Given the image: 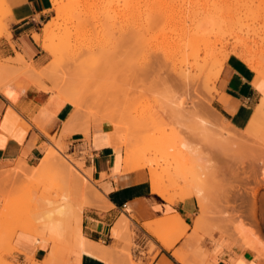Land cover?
I'll return each mask as SVG.
<instances>
[{"label":"bare ground","instance_id":"obj_1","mask_svg":"<svg viewBox=\"0 0 264 264\" xmlns=\"http://www.w3.org/2000/svg\"><path fill=\"white\" fill-rule=\"evenodd\" d=\"M53 1H54L56 10H57V17L59 20H53V21L49 20L43 28V33L41 34L39 32H35L34 37L37 41L40 42L42 47L50 55L58 57L62 62H65L64 65L67 67H70V66L76 67L77 68L76 70H78L77 72H79V71L84 72L85 73V74L83 73L84 75H87V71H88L87 67L90 68L89 66L83 65V64H85V62L87 60L90 61V63H92V67L98 63H99L100 67L101 66L104 67L105 65L109 64L110 59L112 57H114V55L117 53L118 48H119V45H118L119 43L118 44L115 43L114 40L110 43L107 40V38L111 36V35H109L110 32H113L115 30H116V32L117 31L118 32H125V29H126L125 27L129 25V27H128L129 29H127V30L131 31L132 35L130 36V38L132 39V41H135V39L138 38V34H139L138 29H136V27H138L140 21L144 20L146 22H149L150 26L155 25V23L157 24V22H158V24L159 23L161 24V21L163 22L164 19L169 17V16L167 17V13H169L168 10L172 11L171 6H170V8H169V6L167 7L168 10L166 8L167 5H165V7H164V3H166V2H164L165 0H68L67 4H62V5L60 4V0H53ZM98 1H104L106 3V5L108 3V8L104 9V12H102L101 14L97 13V14H93V15H88L87 12L91 8V6L94 5V3L98 2ZM0 3L4 7H6L7 9H10L9 5L6 3V0H0ZM168 5H170V4H168ZM172 12H174V11H172ZM194 12H196V11H194ZM175 13H173V15H172V13H169L171 21L174 22L172 25L174 26L175 32L173 31L172 34H174V33L175 34H174V36L171 35L172 37L167 39L165 41L166 43H164V45L162 46V56L157 59V63H155V66L153 67L154 70H156V72H159L164 67H167L169 70L171 69L175 73L182 75L184 77H188V78H190L191 75H194V74H196V77L201 75L202 78H204L202 74H207V76H206L207 80L205 78L204 79L206 81H209V80H211L212 82L214 81V84H215L220 73H221V71H222V69H223V67H224V65H225V62L230 57V53L225 54L222 57H218L217 56L218 53L216 52L217 42L214 41L216 44L215 45L214 42H212L213 39L211 40V38L208 36V34L205 33L206 29L215 25L214 24V22H215L214 16L212 15L213 13H211V11H210V12H208L202 16H200L201 15V14H199L200 12L198 13L199 15H196L197 13H192V11L188 12V14L187 13L182 14V12L177 13V14H175ZM262 15L264 16V14L259 13L258 18ZM126 16H127V18H124ZM168 20H169V18H168ZM219 20H221V19H219ZM258 20H260V19H258ZM164 22H165V20H164ZM242 22L243 21L238 22L237 23L238 26L242 25ZM167 23H169V22H167ZM246 23L249 24V22H246ZM254 23H255V21L252 22V24H254ZM166 24H165V26H167ZM256 24H258V23H256ZM256 24H254L252 26L250 23V26H252V27L257 26ZM140 27H142V26H140ZM160 27H162V26H160ZM145 28L148 29V26ZM145 28L143 29L144 31H145ZM163 28H164V25H163ZM247 28L249 29V27H247ZM139 29H141V28H139ZM214 29H215V27H214ZM57 30L59 31L58 34L56 32ZM143 30H142V33L144 32ZM251 30H254V32H256L258 34L256 27L252 28ZM81 31L87 32L88 35L89 36L91 35V37L93 39H91V41H89L88 43L85 42L83 44L82 43L78 44L76 41V36ZM91 31L93 33H91ZM254 32H252L251 34H253ZM246 33L247 32H245L244 34H246ZM107 35H109V36H107ZM141 35H145V34L143 33ZM248 35H249V33H248ZM146 36L147 35H145V37ZM156 36H158V35H156ZM254 36L255 35L253 34V37ZM242 37L246 38V37H244V35H242ZM253 37H251V38L254 39L257 36H255L254 38ZM122 39H123V37H122ZM140 39H141V37H140ZM140 39H138V40H140ZM121 41L123 42V40H121ZM149 42H151V41H148L147 39H145L144 43L143 42L142 43L146 47L150 48L152 43L149 44ZM240 42L241 41H239V44H240ZM255 42H256V44L258 43L257 40H255ZM246 43L248 44V42H246ZM249 44H251V43H249ZM253 44L255 46V43H253ZM240 45L242 46V44H240ZM153 46L154 45H152V48H153ZM241 46L239 48H238V46H236V47L234 46V49H232V51H233V53L237 54L238 56H246L247 51L245 52V50L246 49L250 50L249 48H247V46L249 47V45L246 46V44H244L243 46H245V47H243V46L241 47ZM250 46H252V45H250ZM143 50H145L144 55L146 54V51L149 53V51L146 48H143ZM142 53H143V51H142ZM156 53H157V51H156ZM249 54H251V53H249ZM118 55H117V57H118ZM82 56H85L84 60H80V58ZM250 58L252 60L253 57H250ZM215 59H216V62L214 63ZM253 59L255 60L257 58L255 57ZM79 60L81 62L79 64H77V62H79ZM254 60H253V64H254ZM145 62H146V60H145ZM72 63H73V65H72ZM94 63H95V65H94ZM212 63H213V67L211 68ZM257 67L259 68V66H257ZM263 67H264V65H263ZM1 68L3 70L5 69V71H7V72L8 71H14V72H17V74L19 73L20 75H27L37 85L41 81V78H42V73L38 71V66L36 64H34L33 62L28 61L24 57V55H22L20 53L18 54L17 58H13L12 63L10 65L1 66ZM146 68H145V70L140 72L142 74V76H145V75L148 76L149 75V73H150L149 69L150 68L149 69H146ZM2 69H0V71ZM5 71H4V73H7ZM68 72H70V71H68ZM4 73H2V74L0 73V89H3L5 86H7L10 83L9 81L4 80L5 77H7V76H4V78L1 76ZM83 74L81 73V76H84ZM261 74L262 75H260V76L264 77V72L263 73L261 72ZM160 75H161V73H160ZM157 76H159V74ZM61 77H63V76H61ZM135 77H138V73ZM194 77L192 76L193 79H195ZM261 77L258 76L257 79H259ZM199 78H197V79L200 80ZM60 79H62V78H60ZM185 79H187V78H184V81H185ZM57 80H59V79H57ZM86 80H88V78H86ZM86 80H85V82L88 83V81H86ZM186 82H187L186 84H188V85L192 84L190 81L189 82L186 81ZM86 86H84V87H86ZM57 87H58L57 91H59L60 96H63L64 100H67V101L71 102L74 106H76V110L73 112L70 119L66 123L65 131H70V130L74 131L77 129L78 130L84 129V131H86L87 134L89 135L90 134V124L88 126H86V124H84V123L82 124V122H81V120H82L81 118H83V111H82L81 107L86 106L87 104L92 102V101L90 102V100H91L90 95L85 96L84 95L85 93H83L84 91H81L82 93H80V92H77L74 89H71L70 87H66V86L57 85ZM93 92H95V91H93ZM99 94H101V93H99ZM189 94H188V96H189ZM91 95H92V93H91ZM191 95H193V94H191ZM93 98L95 100L98 99L97 104L100 103V101L104 102V100H102L103 99L102 96H99V95L93 96L92 95V99ZM106 101H107V99L105 98V102H104L105 104H106ZM93 102H92V104H93ZM186 102L187 101L185 99L183 100L181 97V99L178 101V104L184 107V105L187 104ZM205 102L208 104V101H205ZM206 103H204L205 105H204L203 111H205V109L208 110L211 108V107L208 108ZM110 104H112V103L110 102ZM116 105H118V104H116ZM121 105H122V103H121ZM187 105H189V104H187ZM108 106H109V104H108ZM117 110H118V108H117ZM120 110H123V109L120 108ZM192 110H193V108H192ZM126 111H127V108H126ZM142 111L140 113V111L138 112V110L136 108L137 113L135 112L136 114H134V115H133V112L130 111V114H132V116L130 117L129 116L130 114H129L128 115L129 118H123V116H125L126 113L125 112H124V114L122 113L123 116L121 117V119L119 118V120L121 122L120 121L114 122L112 120L111 121L106 120V119H110V118L105 117V119H104L103 118L104 116L99 117V119H101V120L100 121L98 120L99 122H96L95 124L101 125L102 123H105L104 120H106V121H108L110 127L107 128L104 125L105 130H102V129H100L98 131L96 130L95 133H97V134L98 133H108L109 139H110V140H108V142L110 141L111 145L114 148H116V149L117 148H124V170L133 171V170L148 168L149 173H150L151 186H152L153 190L156 191L157 193H159L166 200H168L172 203H178L181 201H185L189 198L196 197L198 199L199 206L201 207V209H200V213L198 214V216L195 219L194 229L197 231H200V230L202 231L203 228L205 229L207 221L209 219H211V215L209 212V210H210L209 196H211V195H209V193L212 194V189L214 188V187H212V189H210V187L213 185H210V187L208 185V187H206V189L208 190L209 193H207L205 190V187L203 186V184H205V183L202 184V182H203L204 177L206 176V173H208L209 171H210L209 173H213L216 170V168L214 169L212 167L213 165L210 166L211 169L213 170V172H212L210 168L207 169V167L204 165V163H201V164L206 167L205 169L203 168L204 166L203 167L199 166V165H201L200 163L199 164L195 163L197 161V159H199V154L201 155V151H200L201 143H198L195 140L198 139L197 141H199V140L203 141V138H204L207 140L208 143L213 144V145H209L212 147H214L216 145L215 143H218L220 145L219 148L221 149V152L224 150L223 152L225 153V151H227V150L229 151L228 148H230L232 145L231 142H232L233 136L231 134L233 132L235 125L231 121H229L227 118H225L221 113H220L221 114L220 115V114H217V113L210 111L209 114H207V115H209V117H207L208 120L206 117H205L206 121H204L205 118L201 119V120L198 119L200 121V124L198 123L199 126H198V129H196V130L199 131L198 133L200 135L197 133L199 135V137H196V139H194V137H192L190 135H189V137L186 136L188 134H185V133H184L185 137H174L173 138L174 135L170 136L168 134L169 136H166V138H164V137L160 138L159 137V139H157V138L155 139V136H154V140L153 141L150 140L148 142V144L150 142H152L151 145H154V146H152L153 148H151V150L152 149L154 150L156 148H157V150L158 149L160 150L162 148L166 149V147H167L168 149L169 148L172 149L173 153L170 152L171 154H174L175 156H179L177 158V160H179V162H177L176 165L174 164L173 168L171 165V169H168L169 171H167L168 174L166 173L167 174L166 175L164 172H162V170L161 171L159 170L158 161H156V159L153 158L152 155H149L150 152H148L146 150V146L144 147V149H139L141 147L137 145L139 147L138 148L134 144L133 140L135 138H139L137 136H141V135L145 134L146 131L151 130L152 128H154V126L157 125L156 124V120H158L157 116H155L153 114L150 115L149 113H148L149 114L148 115V114H146L147 112L144 113ZM118 113L120 114L121 112L119 111ZM116 120H117V118H116ZM92 122H95V121H92ZM129 122L134 125V126L132 125L133 129L135 127V130H133L134 133H132L134 136L132 134H128L129 131L126 132V134L124 133L125 130L121 131V129H123L124 127L126 130H128V128L130 129L131 126L129 127V125H128ZM121 124H122V126H121ZM199 127H201V131H200ZM195 128H196V126H195ZM173 129H175V128H173ZM176 130H177V127H176ZM193 130H192V132H193ZM196 130H194V131H196ZM162 131L163 130H161V132ZM189 131H191V130H189ZM235 131H236V128H235L234 132ZM244 131L242 133L240 130L239 131L240 133H237L238 132V130H237L236 133L238 135H240L241 138L250 136V133H249V135L246 133L248 136L243 137L242 135H245ZM157 132H158V129H157ZM234 132H233V134H234ZM167 133H166V135H167ZM216 133H218L220 135L219 139L217 138ZM241 133H242V135H241ZM180 134H182V133H180ZM180 134H178V135H180ZM150 135H151V133H150ZM162 135H160V136H162ZM171 135H172V133H171ZM234 135L238 136L236 134H234ZM146 136H149L148 132H147ZM164 136H165V134H164ZM175 136H176V134H175ZM202 136H204V137H202ZM169 137H171L172 139H170ZM140 139H142V138H140ZM236 139H237V137H236ZM236 139L235 140L233 139V140L236 142H239V140H241L240 138H239V140L237 139L238 141ZM206 140L204 141V143L206 142ZM245 140H248V138L247 139L244 138V140L243 139L241 140L242 142H240V143H242V146H244L243 141H245ZM143 141L145 142V140H143ZM147 141H148V139H147ZM147 141H146V143H147ZM144 142H143V144H145ZM245 143H246V141H245ZM143 144L141 143V145H143ZM235 144L237 145V143H235ZM239 144H238V146L241 145V144L240 145ZM203 146H204V144H203ZM238 146H236V149ZM232 148H233V145H232L231 149ZM61 150H62L61 146H59V145H55L54 147H51L48 150V152L45 153V155L42 157V160L39 163V166L35 167V168H37L36 170L29 167V165L23 161L18 165L16 164L17 167L15 168V170L11 174L8 175V177H7L8 180L6 179L8 181V183H12L18 179H22V181H24V182L26 181L29 183L30 186H27V187L30 189H33L35 187L37 189V186L41 182L44 183L47 180L50 181L51 184L50 183H48V184L51 187H53V188L57 187V192H56L57 195L55 197L54 196L51 197L50 195H48L49 196L48 197V196H46V194H43V193L40 195H36L37 194L36 193L33 197H31V199H27L26 204L24 203L25 202L24 201L23 203L18 204L15 207H13V206H9L7 208L4 207L5 209L0 212V224L4 223L6 225V230L4 233L2 232L3 234L1 235L0 238L3 239V242L6 241V242L10 243L11 251L17 250L16 247L13 246L12 240L19 231H24L27 233L36 234L37 236H39L40 240H47L48 242H50L51 248H50L46 258L39 261V260L35 259L34 257H29L30 261H32L31 264H56L61 257V247H62V242H63L62 240H64L65 236H67V237L71 236L73 238V240L77 246V253L79 254L77 256L79 264H81V261H82L81 259H82L83 254H86V253L87 254L90 253V254H94V255H100L101 254L102 256L105 254L108 255L107 254L108 249L106 246L101 245L98 242L88 238L83 232L84 203L88 201V202H90L91 205L99 207V206H102V202L106 198L103 195V193L97 187H95V186L93 187L92 184H89V181L87 180L86 175L84 176L82 174L83 170H81V173L79 172L80 170L79 171L77 170V169H80L79 164L77 165V164L73 163L71 160L67 161V160H64V159L59 157V154L62 153ZM173 150H175V151H173ZM155 152H157V151L155 150ZM205 163H206V161H205ZM214 167H215V165H214ZM169 168H170V166H169ZM12 170H13V168H12ZM206 170H208V172ZM165 172H166V169H165ZM237 176H238V178L240 177V175H237ZM206 179H207V177H206ZM181 181H183V184L180 183ZM259 183L261 184L260 181H259ZM9 186H12V185H9ZM231 187H233V186H231ZM234 188H236V187H234ZM220 189L221 188H219V190ZM49 190H51V189H49ZM45 192H47V191L45 190ZM221 192H222V189H221ZM228 192H229V190H228ZM234 192H235V190H234ZM238 192H241V191L238 190ZM225 193H227V192L225 191ZM225 193L223 194V196H222V193H219V195L221 194L222 197L228 196V199L232 198L233 196L235 198L237 197L236 195H233V193L231 195V192H230V194L228 193L229 195H226ZM4 194H5V192H4ZM257 194H258V187H256V189H254L251 192L252 197H251V202H250V215L255 220H257V214H256L257 209L259 208V205H261V204H258ZM213 197H215V196L213 195ZM210 199H212V198H210ZM0 201H1V199H0ZM2 201H3V199H2ZM106 201H107V199H106ZM229 202H230L229 204H232L231 201H229ZM212 203H213V199H212ZM233 206H234V203H233ZM0 210H1V208H0ZM239 215H240V213L238 214V217H239ZM241 218H242V216H241ZM241 218H239L240 221L242 220ZM228 220L230 221V219H228ZM244 220H246V219H244ZM125 221H127V218L123 217L113 227V233L115 235L118 234L119 227ZM218 221L220 222V220H218ZM247 223H244V221L239 222L237 225L238 226L241 225L239 227L240 229L234 224L237 227V229H236L237 231L236 232L233 231L235 233H233L232 235H233V238H235V236H236L234 234H238L239 236H241L242 240L240 239V242L243 241V239H244L243 243L244 242L246 243L247 239L250 238V240H248V244L247 245L245 243L244 244L246 247H249V250L252 247L251 250L252 251L254 250V252H256L260 249V246L258 245L259 246V249H258V246L256 244L257 241L255 242L253 240L254 237L252 239H251V237H248L250 235L249 234L250 226L248 228V226L246 225ZM228 224H230V223H228ZM146 225H148V227L153 231V233H155L156 236L160 237L163 240V243H164V245H166L167 248H171L174 244V241L179 240L181 238L180 236L183 235V232L186 231L188 229V226H189L186 223L185 219L182 218L178 214L175 216H171L168 218L157 220V221H155V224L152 222H148ZM235 226H234V228H235ZM174 230H178V232L180 231L179 233H177L180 235H178L176 237L174 235H172V233L174 234L175 232H177ZM181 230H184V231H181ZM226 231L223 230V232H221V233L231 235V232L229 233V231L228 232H226ZM252 231H254V229L253 230L251 229V231H250L251 236H253L255 234V231H254V234L252 233ZM118 238H120V237H118ZM245 238H246V241H245ZM243 243H242V245H244ZM240 245L241 244H239V246ZM117 248H118V246H117ZM243 248L245 249L244 246H243ZM245 250H247V249H245ZM261 250H259V251H261ZM127 253H128V257L130 256L129 258L131 259L132 253L131 252H127ZM259 258H261V257H259ZM257 259H258V255H257ZM0 264H2V263H0ZM261 264H263V263H261Z\"/></svg>","mask_w":264,"mask_h":264},{"label":"rangeland","instance_id":"obj_2","mask_svg":"<svg viewBox=\"0 0 264 264\" xmlns=\"http://www.w3.org/2000/svg\"><path fill=\"white\" fill-rule=\"evenodd\" d=\"M172 1L173 2L175 1V2L173 3ZM172 1L171 0H167V1L165 0L164 1V2H166V3H164V7H165V5H167L166 8L168 6L170 8V6H171L172 11H174V12H172L170 10L171 11L170 12L167 8L168 12L172 13V15L175 12H176L175 14L181 13V12H182V14L183 13L188 14V12L192 11V13H197L196 15L201 14L200 16H202V15H205L206 13L211 11V13H213L212 15L214 16V20H215L214 24L215 25L206 29L205 33L208 34V36L211 38V40L213 39L212 42H214V41L217 42V47H216V52L218 53L217 56L222 57L223 55L228 54V53H230V56L236 55L237 57L244 60L254 71H256V73H257L256 77H258V76L261 77L260 76V75H262L261 72L262 73L264 72L263 71L264 70V67H263V65H264V16L262 15L258 18V14L259 13L264 14V0H191V1L190 0H188V1L187 0H172ZM67 2H68V0H60L61 5L67 4ZM167 3L170 5H168ZM53 4H54V1H53ZM106 8H108V3L106 5V3L104 1H98V2L94 3V5L91 6V8L89 9V11L87 13H88V15H93V14H97V13L101 14L102 12H104V9H106ZM205 8L206 9L208 8V9L206 10ZM194 11H196V12H194ZM169 13H167V17L169 16L168 18L170 21L168 20V18L164 19L165 22L162 19L163 22L161 21V24L160 23L158 24V22H157V24L155 23L156 26L155 25L150 26L149 22H146L144 20L140 21L138 27H136V29H138L139 34H138V38H136L135 41H132V39L130 38V36L132 35L131 31L127 30V29H129L128 28L129 25L125 27L126 28L125 32H118V31L116 32V30H115L113 32H110V34L108 33L109 35H111L110 37L107 38V40L110 43L113 40L115 43H117V44L119 43L118 44L119 45L118 51L115 54L116 56L114 55V57H112L110 59L109 64L107 63L108 65H105L104 67L101 66L102 68L99 66V63L96 65L94 63L95 66L92 67V63H90V61L87 60L85 62V64H83L84 66L90 67V68L87 67V69L89 71V72L87 71V75H84L85 74L84 72H80V71H79L80 73L77 72L78 70H76L77 68L74 66L73 67L72 66H70V67L65 66L64 65L65 62H62L56 56L50 55L46 50H45V52L47 53V56H48V62L45 65L38 66V71L42 73L41 81L38 83L39 86L49 88L48 90H50L52 92H57L58 94H59V91H57L58 90L57 85L66 86V87H70L71 89H74L75 91L80 92V93H82L81 91H84L83 93H85L84 94L85 96L90 95V97H91L90 102L94 101L95 103L93 102V104H92V102L91 103L88 102L89 104H87L86 106H82L83 108L81 107V109L83 111V118H81L82 119L81 122H82V124L83 123L86 124V126H88L90 124V130H91V126L93 124H95L96 122H99L101 120V119H99V117L104 116L103 117L104 119H105V117L110 118V119H106V120H110V121L112 120L114 122H119L120 121L119 118L121 119L124 112L126 113V115L123 116V118H129L128 115L130 114V111L133 112V115L136 114L137 113L136 108H137L138 112L140 111V113L143 110L142 112H144V113L147 112L146 114L149 113L150 115L153 114V115L157 116L158 117V120H156L157 125L154 126V128H152L151 130H149L150 132L146 131L145 134H143L141 136H137L139 138H135L133 141H134V144L136 147H138V146L141 147V148L138 147L139 149H144V147L146 146V150L148 152H150L149 155H152L153 158H155L156 161H158L159 170L160 171L162 170V172H164L165 174L166 173L168 174L167 171H169L168 169H171V165L173 168L174 164L176 165L177 162H179V160H177V158L179 156H175L174 154H171L170 152H172V149H170V148L168 149L167 147H166V149L162 148L160 150L159 149L157 150V148H156L154 150L153 149L151 150V148H153L152 146H154V145H151L152 142H150L149 144H148V142L150 140L153 141L154 136H155V139L156 138L159 139V137L160 138H162V137L166 138V136H169V135L170 136L174 135L173 138L174 137H185L184 133L188 134L186 136L189 137V135H190V136L194 137V139H196V137H199V135H200L198 133L199 131L196 130V129H198V126L200 124L199 120L204 119L205 117L206 118L209 117V115H207V114H209L210 111L217 113V114H220V112L212 104V100L214 98V95L217 92V88H215L216 83L214 84V81L212 82L211 80L206 81L207 80L206 79L207 74H202L203 77L206 79L205 80L204 78H202L201 75L196 77V74L191 75L190 78L184 77L182 75L175 73L171 69L169 70L167 67H164L162 70H160L161 72L160 71L156 72V70H154L153 67L155 66V63H157V59L162 56V46L164 45V43H166L165 41L167 39L174 36V34H175V33L172 34V32L175 30L174 26L172 25L174 22L171 21ZM9 15H10V9H7L6 7H4L0 3V36L10 35ZM124 18H127V16ZM219 19H221V20H219ZM258 19H260L261 21ZM49 20H52V21L53 20H59L57 17V10H56L55 4H54V7H52V9L50 10L47 19H45V21L41 24V27L38 30L39 33H41V34L43 33V28ZM240 21H243L244 23L242 22V25L238 26L237 23ZM253 21H255L254 24L258 23V24H256L257 26H254L257 28L258 34L256 32H254V30H251L252 28H254V27H252L254 25V24H252ZM167 22H169V23H167ZM246 22H249V24H247ZM250 23L252 26H250ZM162 24L164 25V28H163ZM165 24L167 26H165ZM140 26H142V27H140ZM147 26H148L149 30L145 28ZM160 26H162V27H160ZM143 27L145 28V31L143 30L144 29ZM214 27H215V29H214ZM247 27H249L250 30ZM139 28H141V29H139ZM142 30L144 31L143 33L145 35H147L146 37H145V35H141V34H143ZM56 32L58 34L59 31L57 30ZM245 32H247V33L244 34ZM252 32H254L253 34L257 37L254 36L255 37L254 38L253 34H251ZM91 33H93V32L91 31ZM248 33H249V35H248ZM109 35H107V36H109ZM156 35H158V36H156ZM242 35H244V37H246V38H243ZM250 36L253 37L254 39H252ZM122 37H123V39H122ZM140 37L142 40L140 39ZM91 39H93L91 37V35L89 36L87 32H83V31L78 33L76 36V41L78 44H80V43L83 44L85 42L88 43L89 41H91ZM138 39H140V40H138ZM145 39H147L148 41H151V42H149V44L152 43L150 48L146 47L143 44ZM121 40H123L124 43ZM255 40L258 41L257 44H256ZM239 41H241L240 44H242V46L244 44H246V46L249 45V47L247 46V48H249L250 50H248V49L245 50V52L246 51L248 52V53L246 52V54H247L246 56H238L237 54L233 53V51H232V49H234V46L235 47L238 46V48L241 46L239 44ZM245 41L248 42V44ZM249 43H251V44H249ZM253 43H255V46ZM214 44H215V42H214ZM152 45H154L153 46L154 49L152 48ZM250 45H252V46H250ZM243 47H245V46H243ZM143 48H146L149 51V53L146 51V54L144 55L145 50H143ZM142 51H143V53H142ZM156 51H157V53H156ZM249 53H251V54H249ZM117 55H118V57H117ZM254 56L257 58V59H255L256 61L253 59V58H255ZM250 57H253L252 60ZM84 59H85V56H82L80 58V60H84ZM12 60H13L12 57L3 59L0 55V69H2L1 66L10 65L12 63ZM80 60H79V62H77V64H79L81 62ZM145 60H146V62H145ZM253 60H254V64H253ZM215 62H216V59H215L214 63ZM72 65H73V63H72ZM257 66H259L260 69ZM212 67H213V63L211 64V68ZM145 68L146 69L150 68L149 69L150 73L148 76H146V75L142 76V74L140 73L141 71L145 70ZM1 71H0V73L2 74V73H4L5 69L4 70L2 69ZM68 71H70V72H68ZM5 72H7V71H5ZM81 73L82 74L84 73L83 74L84 76H81ZM137 73H138V77H135L137 75ZM160 73H161V75H160ZM158 74H159V76H157ZM1 76L3 78H4V76H7V77H5L4 80L9 81V82H13V81L19 79V77H21V75L19 73L17 74V72H14V71H8L7 73H4ZM61 76H63V77H61ZM192 76L193 77L195 76L194 77L195 79H193ZM60 78H62V79H60ZM86 78H88V80H86ZM184 78H187V79H185V81H184ZM197 78H199L200 80H198ZM57 79H59V80H57ZM261 79H264V77H261ZM85 80L88 81L89 84L87 82H85ZM186 81H188V82L190 81L192 84L188 85V84H186L187 83ZM77 82L78 83L80 82V83L78 84ZM47 84H48V86H47ZM84 86H86V87H84ZM93 91H95V92H93ZM91 93L93 96H98V95L102 96L103 99L102 98L101 99L104 100V102H105V98H106L107 99L106 104L103 101H100V103L97 104L98 99H96V100L94 98L92 99ZM99 93H101L102 95ZM188 94H189V96H188ZM191 94H193V95H191ZM181 97L183 100L185 99L187 101L186 103L189 105L185 104L184 107L179 105L178 101L181 99ZM205 101H208L209 105ZM110 102L113 105L110 104ZM121 103H122V105H121ZM204 103H206L208 108H210V107L211 108L208 110L205 109V111H203L204 105H205ZM108 104H109V106H108ZM116 104H118V105H116ZM74 108L76 110V106H74ZM117 108H118V110H117ZM120 108L123 109L124 111L120 110ZM126 108H127V111H126ZM192 108H193V110L195 109L196 111L195 110L193 111ZM119 111L121 112L120 114L118 113ZM129 116L131 117L132 114H130ZM116 118H117V120H116ZM206 118L204 121H206ZM106 120H104L105 123H102V124H104L108 128V127H110V125H109L108 121H106ZM207 120H208V118H207ZM92 121H95V122H92ZM128 125H129V127L131 126L130 129L128 128V130H126L124 127L123 129H121V131L125 130L124 131L125 134L128 131H129L128 134L134 133L133 130H135V127H134V129L132 128L133 124H131L129 122ZM121 126H122V124H121ZM195 126H196V128H195ZM176 127H177L178 131L176 130ZM156 128L158 129V132H157ZM173 128H175V129H173ZM199 128L201 131V127H199ZM235 128H236V131L238 130L237 133H240L239 132L240 130L243 133V131L245 130L244 131L245 135H242V133H241V135L243 137L248 136L250 133L251 137L250 136L244 137L246 139L248 138V140H245L246 143H245V141H243L244 146H242V143H240V142H242L241 141L242 139L244 140V138H241V136L238 135L236 133V131L234 132ZM193 129L196 131H194ZM161 130H163V131L161 132ZM189 130H191V131H189ZM192 130H193V132H192ZM147 132H148L150 137L146 136ZM233 132H234V134H236L238 136H235L233 134ZM233 132L231 134L233 136L232 142L236 139V137L238 140H239V138L241 140H239V142L234 141L235 143H237V145L234 142H233L234 144L231 142V144L233 145V148L231 149L232 145L230 144L231 147L228 148L229 151L227 150V151H225V153L223 152L224 150L222 151L224 154L221 152V149L219 148L220 145L218 143H215L216 145L214 144L215 146L212 147L209 145H213V144L208 143L207 140L204 138H203V141H200V140L197 141L198 139L195 140L196 142L201 143V145L199 144L200 148H201L200 149L201 155L199 154V159H197V161L195 163L196 164L197 163L198 164L204 163V165L207 167V169L208 168L211 169L210 166H212V165H213L212 167L214 169L216 168V170L214 172L211 169V171L213 173H209L210 171L208 172V170H206L208 173H206V176L204 177L203 182H202V184L205 183V184H203V186L205 187V190L207 193H209L208 190L206 189V187H208V185H209V187H210V185H213L210 187V189H212V187H214V188L212 189V194L209 193V195H211V196H209V204H210L209 205V207H210L209 212L211 215V219H209L207 221L205 229L203 228V230L202 231L200 230V232L211 236V238H214L216 235H218L217 237H215V241H217L218 239H220V236L223 235L221 233V232H223V230H225V231L227 230L226 232L229 231V233L231 232V235H232L233 233H235L237 231L236 230L237 227L239 228L241 226V225L240 226L237 225L239 222H241V221H244V223L248 222L246 225L248 226V228L250 226V228H249L250 231H251V229L252 230L254 229V231H255V234H254V231H252V233L254 234V235L252 234L253 236H251V233L249 231L250 235L248 234L249 235L248 237H251V239L254 237L253 240L255 242L256 241L258 242V243L256 242L257 246L258 245L260 246V249H259V246H258V249L259 250L262 249L261 251H259V250L256 251L258 254L256 252H254V250L253 251L251 250L252 247L250 248V250L252 252H254L256 258L258 255V259L260 261V264L261 263L264 264V251H263L264 250V203H263L264 202V115L262 118H258V117L253 116L250 123L247 125V127L238 129V127L235 126L233 129ZM150 133H151V135H150ZM163 133L165 134V136ZM166 133H167V135H166ZM171 133H172V135H171ZM180 133H182V134H180ZM175 134H176V136H175ZM178 134H180V135H178ZM216 134H217V138L219 139L220 135L218 133H216ZM160 135H162V136H160ZM202 137H204V136H202ZM140 138H142V139H140ZM169 138L172 139L171 137H169ZM147 139H148V141H147ZM143 140H145V142ZM205 140H206V142L204 143ZM146 141H147V143H146ZM143 142L145 144H143ZM141 143L143 145H141ZM54 144L61 146V149H62L61 152L62 153L59 154V157L64 159V160H67V161L71 160L73 163H75L77 165L79 164L80 169H77V170L78 171L80 170L79 171L80 173H81V170H83L82 174L84 176L86 175V178L89 181V184H92L93 187L94 186L97 187V185L95 184V181H93L90 169L85 166V162L81 158H78L74 155L65 153L63 148H62V144L58 140H54ZM203 144H204V146H203ZM238 144L241 147L238 146ZM236 146H238L237 149H236ZM51 147H53V146H51ZM122 149L124 151V148H122ZM155 150L157 152H155ZM173 151H175V150H173ZM41 160H42V158L37 159L36 161H34L33 163L30 164V163H28L27 160L20 158L15 162H5V163L0 164V199H1V201H0V204H1L0 205V208H1L0 212L9 206L15 207L16 205L21 204L24 201H25L24 203L26 204L27 199H31V197H33L36 193H37L36 195H40L43 193V194H46V196L50 195L51 197L52 196L55 197L57 195V193H56L57 187L56 188L51 187L48 184V183H50L49 180H47L48 182L47 181H45L44 183L41 182L39 184L40 186L39 185L37 186V189H36V187L33 189L28 188L27 186H30L29 183L26 181L25 182L22 181V179H18L12 183H8V181H7L8 175L11 174L15 170L17 165L20 164L22 161L26 162L29 165V167L36 170L37 168H35V167L39 166V163L41 162ZM205 161H206V163H205ZM204 165L201 164L199 166L203 167ZM214 165H215V167H214ZM169 166H170V168H169ZM205 166L203 167L204 169L206 168ZM12 168H13V170H12ZM143 169H145L148 172L149 177H150L149 169L148 168H143ZM165 169H166V172H165ZM237 175H240V177L238 178ZM206 177H207V179H206ZM259 181L261 182V184L259 183ZM180 183L183 184V181H181ZM9 185H12V186H9ZM231 186H233V187H231ZM218 187L222 189V192H221V189L219 190ZM234 187H236V188H234ZM256 187H258V194H257L258 204H261V205H259V208L257 209V213H256L257 214V220H255L250 215V202H251V197H252L251 192L254 189H256ZM49 189H51V190H49ZM237 189L240 190L241 192H238ZM45 190L48 193L45 192ZM228 190H229V192H228ZM234 190H235V192H234ZM225 191L227 193H225ZM4 192L6 195L4 194ZM230 192H231V195L233 193V195H236L237 197L235 198L233 196L230 199H228V196L222 197L224 193L226 195H229ZM219 193H222V196H221V194L219 195ZM213 195L215 197H213ZM210 198L213 199V203H212V199H210ZM2 199H3V201H2ZM228 200L231 201L232 204H229L230 202ZM197 201H198V199H197ZM233 203H234V206L236 205L235 207L233 206ZM198 204H199V202H198ZM89 207H93V205H91L90 202H88V201L85 202L84 203V209L89 208ZM200 209H201V207L198 206V212H197L196 217L200 213ZM239 213H240V215L238 217ZM241 216H242V218H241ZM196 217H195V219H196ZM239 218H241L242 220L240 221ZM228 219H230V221ZM244 219H246V220H244ZM218 220H220V222ZM228 223H230V224H228ZM234 226H235V228H234ZM5 230H6V225L4 223H1L0 224V237L5 232ZM174 231H177V232H175L174 234L171 232L172 235H174L175 237L180 235V234H177L180 231L179 232H178V230H174ZM181 231H184V230H181ZM233 231H235V232H233ZM184 232H183V234H184ZM234 235H236L234 239L236 241L238 240L237 242L239 244H241V246H244L246 249H249V247H246L245 244L246 245L248 244V240H250V238H248L247 241H246L247 237L245 238V241H246V243L244 242L245 244L243 243V241H244V239H243V241H241V242L244 245H242V243L240 242L241 236H239L238 234H234ZM232 237H233V235H232ZM62 241L63 242H62V247H61V257L56 264H79L78 257H77L79 254L77 253V246H76L73 238L71 236L70 237L65 236L64 240H62ZM12 244H13V240H12ZM49 245L51 246L50 243H49ZM10 248H11L10 243L6 242V241L3 242V239L0 238V263H2V264H31L32 263V261H30V259H29V256H27L26 260H21L17 256V253H16L17 250L11 251ZM259 257H261V258H259Z\"/></svg>","mask_w":264,"mask_h":264},{"label":"crops","instance_id":"obj_3","mask_svg":"<svg viewBox=\"0 0 264 264\" xmlns=\"http://www.w3.org/2000/svg\"><path fill=\"white\" fill-rule=\"evenodd\" d=\"M6 3L10 8V35L0 36L1 57L17 58L20 53L37 66L45 65L47 53L34 34L54 7L53 0ZM256 76L244 60L231 55L216 82L212 104L238 128L247 127L253 116L264 115V79ZM48 89L27 75L0 89V164L20 158L31 164L55 146L54 140L62 144L65 153L85 162L107 201L84 209L83 232L106 246L108 255L86 253L81 264H260L255 254L239 246L232 236L223 234L215 241L218 235L211 238L194 229L199 206L195 197L172 203L153 190L145 169L124 170L123 149L114 148L107 133H95L105 130L104 124H93L89 135L84 129L65 131L74 105ZM177 214L189 226L167 248L146 224ZM123 217L127 221L115 235L113 227ZM49 243L24 231L13 239L21 260L27 256L45 259ZM127 252L132 253V260Z\"/></svg>","mask_w":264,"mask_h":264}]
</instances>
